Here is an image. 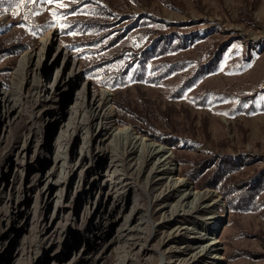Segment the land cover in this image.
<instances>
[{
    "label": "rangeland",
    "instance_id": "obj_1",
    "mask_svg": "<svg viewBox=\"0 0 264 264\" xmlns=\"http://www.w3.org/2000/svg\"><path fill=\"white\" fill-rule=\"evenodd\" d=\"M62 2L65 5L63 8L48 3L40 6L35 0L33 3H28L27 0H0V39L15 33L21 45L5 44L7 48L0 55V90H13L15 81L12 80V74L20 57L26 52L38 51L40 38L51 32L53 46L68 52L74 62V68L81 73L86 94L106 89L111 94V105L113 101L127 104L135 114L123 119L112 105L116 124L122 122L123 125H117L129 126L138 135L167 148L174 171L173 181L185 179L191 185L192 191L212 190L216 194L215 198L220 201L219 206L211 211L186 210L185 206H179L182 195L180 192L165 200L158 197V194L164 193L165 190L163 181H156L152 186V193L147 195L139 188L142 175H129L127 178L130 179L122 184L129 188L136 183L137 195L142 197L140 206L145 208L144 214L149 221L148 235L151 227L155 230L150 237V244L158 246L161 252L164 251V254L152 252L149 264H165L169 260L173 262L182 259L183 256L178 250H182L188 240L203 236V241L189 244L192 247V255L201 254L209 232L219 241V256L223 257L219 264H264V217L261 215L264 206L255 211H231L217 187H203L208 183L206 173L208 175L215 163L220 161L222 177L231 182L255 185L258 191L257 199L264 201V0ZM91 7L110 13L111 24L105 30V38L101 40L95 41L99 34L88 28L71 27L73 34H67L68 28L61 30L58 25L46 26L53 22L50 10L63 13L78 10L80 14H69L65 17L63 22L68 24L69 19H86L92 12ZM34 11L38 14H32ZM38 28L42 30H37ZM145 30L147 33L137 41V49L146 47L154 37L149 35L148 31L168 35L171 43L165 53L159 50L158 54L139 61L143 62V65L146 61L143 72L136 60L130 62L128 51L133 49L132 44ZM34 31L35 35L32 34ZM121 34V38H114ZM51 57L52 54H49L42 65L46 66L47 70L54 61ZM162 59L168 60V76L158 84L146 81L145 76L149 74L152 63ZM58 62L60 64L61 60ZM129 62L125 73L112 82L113 89L102 86L105 69L109 72L115 71ZM103 63H106V66H101ZM54 70L55 67H52L43 80L37 77L30 85L22 87L21 94L32 93V86L35 84L49 87V80H54ZM116 93L120 95L119 98L114 97ZM142 98L151 101L158 111L168 110V120L165 121L156 114L144 113ZM27 108L29 111L30 108ZM40 108L46 110L49 105H42ZM46 123L39 115L18 120L10 136L0 145V157L6 162L12 160L15 151L22 145L29 126ZM58 136V132L51 133L47 141L48 151L42 154L39 164L54 161L56 157L53 151L61 140ZM82 139L83 135H80L70 141L68 161L79 154ZM107 141L111 142V137L108 136ZM210 158L214 159L201 164V161ZM199 165L207 170L199 172ZM60 168V164L55 165V179L62 176L63 170ZM105 173L104 168H99L91 191L74 203L72 212L76 226L80 224L85 206L89 208L97 200L95 192L105 188ZM184 173L191 176L194 174L196 179L193 180ZM40 176L41 172L38 173L35 169H30L24 174L22 197L28 200V210L33 208V199L38 198L41 203L46 200L43 193L45 188L39 195L41 185L38 190L32 187L31 182ZM123 178L125 177L122 176L121 179ZM76 179L77 175L72 173L67 179L68 187L64 188L62 181L58 186L55 185L49 201L50 212L53 210L56 194L61 192L64 198L70 196ZM6 180L7 191L10 176ZM105 194L101 205L103 211L107 212L114 192ZM137 195L134 197L130 194V200L139 201ZM3 200L0 192V208L3 206ZM171 211H175L174 220V216H170ZM121 215H125V212ZM213 217H221L218 226L214 225ZM122 222L123 219L119 223ZM176 228H184L182 232L185 233V241H175L167 251L160 242L166 234L172 233ZM75 235L77 238L78 233ZM16 237V242L22 241L23 238L32 239L30 224L26 223ZM2 239L0 247L5 242V238ZM74 244L72 241L67 246L73 247ZM81 249L82 245L78 243L75 250L79 252ZM7 253L0 256V264L7 262L16 251L11 248L8 258ZM148 255L136 256L142 262ZM121 257L118 243L111 245L106 238L105 242L92 243L90 249H87L84 264H118ZM205 262H210L209 257Z\"/></svg>",
    "mask_w": 264,
    "mask_h": 264
},
{
    "label": "bare ground",
    "instance_id": "obj_2",
    "mask_svg": "<svg viewBox=\"0 0 264 264\" xmlns=\"http://www.w3.org/2000/svg\"><path fill=\"white\" fill-rule=\"evenodd\" d=\"M52 42L51 32L40 38L38 51L26 52L20 57L12 74V80L15 81L13 90H0V145L22 118L39 115L41 120L47 122L46 125L29 126L22 145L15 151L12 160L6 162L0 157V192L4 198L0 208V239L5 238L0 247V256L13 248L16 254L4 264H84L87 249H90L92 243L105 242L107 238L111 245L118 243L122 254L118 264H149L152 252L164 254V251L161 252L158 246L150 244V237L155 230L151 227L148 235L149 221L144 214L145 208L140 206L142 197L137 195L136 183L129 188L122 184L130 179L127 178L129 175H142L139 188L147 195L152 193V186L156 181H163L165 190L158 197L165 200L180 192L182 195L179 206H185L186 210L211 211L219 206L220 201L215 198L216 194L212 190L192 191L185 179L173 181L174 171L167 148L138 135L129 126L119 127L113 115L110 92L100 89L86 94L85 82L81 80V73L74 68L70 54L55 48ZM49 54H52L51 60L54 61L47 70L42 65ZM52 67H55L54 80H49V87L35 84L32 86V93L21 94L22 87L30 85L37 77L43 80ZM42 105H49V108L43 110L40 108ZM27 107L30 108L29 111ZM54 131L58 132V139L61 137L57 149L53 151L56 158L53 162L39 164L42 154L48 151L47 141ZM80 135H83L80 152L68 161L70 141ZM108 136L111 137L109 143ZM56 164H60V170H63L62 176L57 179L54 172ZM99 168H104L106 172L105 188L95 192L97 200L91 207L85 206L80 224L76 226L73 221V205L81 196L91 191ZM30 169L41 172V176L31 183L36 190L41 185L39 195L45 188L43 193L46 196L44 203L38 198L33 199L32 210L27 208V198L22 197L23 177ZM72 173L77 175V179L71 195L64 198L61 192L56 191L57 198L50 212L52 189L61 181L64 188L68 187L67 179ZM9 176L10 183L6 191V179ZM122 176L125 178L121 179ZM109 192H114V196L106 212L101 203L103 194L108 195ZM130 194L134 197L137 195L139 201L130 200ZM124 212L125 215L122 216L121 213ZM174 214L175 211L170 212V216H174L173 220ZM220 218H212L215 226L219 225ZM121 219L123 222L119 223ZM26 223L32 229V239L23 238L16 242V236ZM182 230L184 228H176L172 233L166 234L160 245L168 251L175 241H185ZM207 236L209 237H205L207 243L202 246L201 254L192 255L189 244L203 241V236L188 240L187 245L178 250L182 259L173 262L169 260L165 264H219L223 258L219 256V241L210 232ZM72 241L75 242L74 246H67ZM78 243L82 245L79 252L75 250ZM145 254H149L148 257L140 262L136 255ZM208 257L210 262H205Z\"/></svg>",
    "mask_w": 264,
    "mask_h": 264
},
{
    "label": "trees",
    "instance_id": "obj_3",
    "mask_svg": "<svg viewBox=\"0 0 264 264\" xmlns=\"http://www.w3.org/2000/svg\"><path fill=\"white\" fill-rule=\"evenodd\" d=\"M91 14L86 18H79V19H69L67 21L68 25H71V27L74 28H88L93 30L96 34H99V36L95 39V41L101 40L105 38V30L107 29L108 25H110V13L97 8V7H91ZM149 35L154 36L150 43L143 48H136L137 41L140 40L147 31L145 30L143 33L140 34L139 38L135 41L134 44H132L133 49L128 51L131 59L130 62L133 60H136L138 66L142 69V71H145L146 68V61H144L148 57H152L155 54H158L157 51L162 50L161 52L165 53L168 50V44L171 43V40H168V35H160L156 31H148ZM121 35H117L114 37L115 39L121 38ZM6 43H5V42ZM183 42V41H182ZM5 44H10V46H21L16 38L15 33H10L6 35V37L0 39V55L2 52L6 50ZM180 44V43H178ZM178 46V45H177ZM121 54V53H120ZM120 56V55H119ZM119 58V57H118ZM119 60V59H117ZM129 63L124 64L122 67L118 68L115 71L109 72L105 69L103 72V78H102V86H108L110 89H113V81L120 75H123L125 73V68L130 65ZM101 66H106V63H103ZM168 76V60L162 59L157 62L152 63V65L149 68V74L145 76V80L148 82H152L154 84H158L160 81H162L165 77ZM186 84L185 82H183ZM187 86V84L185 85ZM114 97H120L118 93L114 95ZM141 97V96H140ZM143 99V98H142ZM142 105L144 106V113H152L156 114L157 116L165 119V121L168 120V110L164 111H158L154 104L147 100L143 99L141 100ZM112 105L117 113H119L123 119V117L128 116L130 114H135L133 109H130L127 104H119L117 101H113ZM119 126L123 125L124 123H117ZM214 158L205 159L201 161V164H205L208 161L213 160ZM180 163H183L180 161ZM204 171L207 170V168H201V165L198 166V171ZM197 171V169H196ZM197 171V172H198ZM223 169L222 164L220 161L215 163L214 168L208 173H206V179L208 180V183L205 184L203 187H217L220 195L222 196V199L227 204L229 210L234 211L236 209H241L244 211H255L259 209L261 206H264L263 200H258L257 195L258 191L256 190L255 185H249L247 182H231L226 180L223 176ZM185 176H191L188 173H184ZM191 178L194 180L196 179V176L193 174ZM264 179V174L262 176V180ZM261 215L264 217V211H262Z\"/></svg>",
    "mask_w": 264,
    "mask_h": 264
},
{
    "label": "snow or ice",
    "instance_id": "obj_4",
    "mask_svg": "<svg viewBox=\"0 0 264 264\" xmlns=\"http://www.w3.org/2000/svg\"><path fill=\"white\" fill-rule=\"evenodd\" d=\"M28 3H33V0H27ZM35 3L42 6L44 3H48V4H53L57 7L63 8L65 7V5L63 4L62 0H35ZM17 7H19V4H17ZM32 14H38V12H33ZM69 14H80L78 10H74L72 13H63V12H56V11H51L50 10V15L53 17V22H49L46 26L47 27H52V26H56L58 25L61 30L68 28V33L67 34H73L71 31V25H68L66 23H64V19L67 15ZM21 27H25V25H21ZM37 30H42L40 28H38ZM33 35L36 34V32L34 31L32 33ZM250 66V65H249Z\"/></svg>",
    "mask_w": 264,
    "mask_h": 264
}]
</instances>
